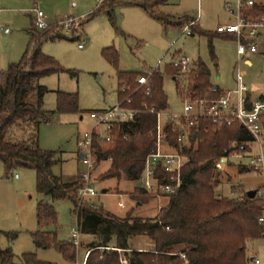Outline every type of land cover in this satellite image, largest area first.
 <instances>
[{
  "label": "rangeland",
  "instance_id": "obj_1",
  "mask_svg": "<svg viewBox=\"0 0 264 264\" xmlns=\"http://www.w3.org/2000/svg\"><path fill=\"white\" fill-rule=\"evenodd\" d=\"M227 1L233 0H170L165 4L166 0L164 6L155 5L153 9L157 13L162 11L166 16L169 13L180 18L178 20L183 23L198 16L199 30L215 34L220 24L231 21L224 7ZM148 2L152 4L153 1ZM137 3H132V0H106L103 3L105 8H101L98 0L0 1L1 72L9 64L18 62L28 49V30L33 22L35 24V14L31 8L43 11L49 26H57L64 36L45 40L41 47L42 52L53 57L63 70L39 79L38 83L48 89L43 107L49 113L56 110L58 91L78 95L79 113L63 112L56 114V117L51 115L49 121L39 129L40 147L57 152L56 157L60 160L53 166V173L66 181L76 180L81 173L88 171L79 158L78 138L96 126L90 113L113 107L118 101L117 69L105 56L108 48L117 51L119 70L142 73L158 68L164 73L163 87L168 97V113H180L183 110L177 88L183 87L186 74L177 72L174 78L165 71L167 67L174 68L172 61L177 56L188 57L191 65L203 61L210 69L212 82L220 90L236 88L239 73L254 97L264 95V33L258 40V54H246L239 58L236 40L220 36H214L212 40V54L209 38L199 30L192 36L191 33H183L182 26H166L148 15ZM108 7L112 8L111 15ZM68 19L75 22L66 28L60 22ZM81 43L82 48L79 47ZM246 58L250 59V65L245 64ZM247 145L249 150L242 153V156H234V151L230 157L219 159L221 182L217 191L222 193L221 196L237 195H231L234 189L242 193L261 189L264 198V175L253 169L241 172L239 164L247 165L260 153L253 140ZM110 163V160H106L95 165L91 174L96 195L85 198L83 202L101 206L120 218L126 217L129 212H132L133 217H156L167 203V196L144 193L138 181L105 179ZM36 177V171L28 167H17L8 176L0 171L1 246L11 247L17 262H20L19 257L24 253H36L38 258L54 264L83 262L89 245L95 241V237L90 234L79 232L73 260L66 258L56 248H36L32 232L39 228L36 208L40 202L52 205L58 214L57 225L45 224L44 230L55 232L59 241L68 243H73L71 235L78 230L72 201L54 200L39 194ZM104 189L107 192H103ZM132 195L138 196L145 203L139 205L137 200L131 198ZM8 233L17 235L9 238ZM257 240L248 241L247 248L262 261L260 241ZM132 245L134 248L145 249L150 248L152 243L145 236H140L133 239ZM247 264L254 262L248 261Z\"/></svg>",
  "mask_w": 264,
  "mask_h": 264
},
{
  "label": "trees",
  "instance_id": "obj_2",
  "mask_svg": "<svg viewBox=\"0 0 264 264\" xmlns=\"http://www.w3.org/2000/svg\"><path fill=\"white\" fill-rule=\"evenodd\" d=\"M148 1L153 2L149 4ZM148 1L136 5L167 24V18L153 9L166 0ZM108 9L111 15L112 8ZM250 12L254 16H262L264 6L257 4ZM197 31L192 29V33ZM28 32V49L18 62L9 64L0 74V171L8 176L17 167L32 168L36 171L39 194L54 200L72 201L79 232L95 237L89 245V250H92L86 264H121V253L105 249L109 246L122 249L128 264H247V242L264 237V222H260L264 215V201L257 195L250 198L247 193L236 189L232 191L237 194L235 196H221L217 194V187L221 182L219 159L230 157L234 151L246 153L249 150L247 143L252 141V137L239 127L219 130L207 122L200 124L194 129V132L198 131L197 136L194 137L193 133L188 147L184 148L187 161L182 173V188L167 196V203L154 218L133 217L132 212L120 218L101 206L84 203L79 197L83 180L78 177L74 181H64L55 175L53 166L60 161L56 157L57 152L43 150L39 145L40 126L48 122L51 115L80 112L76 93L58 91L56 110L49 113L43 107L48 89L38 83L39 79L63 69L53 57L44 54L41 47L45 40L64 36L57 26L39 30L34 22ZM199 32L209 38L212 54L214 36L233 39L219 33ZM105 56L117 69L118 99L130 97V106L142 112L134 122L114 125L110 130V142L94 137L96 164L111 161L105 179L138 181L147 156L155 151L156 116L148 109L153 106L156 110L168 108V97L163 87L164 73L155 70L149 77V94H146V87L135 91L137 77L142 73L119 70L118 53L113 48H108ZM165 71L173 76L179 72L172 67ZM124 86L126 90L122 91ZM177 89L180 96L198 98L218 97L222 93L212 82L210 69L201 60L186 75L183 87L178 86ZM167 131L170 132V141L178 148L172 129L168 127ZM239 165L241 172L251 170L246 164ZM137 197L131 196L139 205L145 203ZM36 216L39 228L32 232L36 248H56L73 260L75 244L59 241L55 232L43 229L45 224L57 225L55 208L40 202ZM8 234L9 238L17 235ZM140 236L151 241L150 248L133 247V239ZM16 258L11 247L3 248L0 244V264H54L38 258L36 253L22 254L20 262Z\"/></svg>",
  "mask_w": 264,
  "mask_h": 264
},
{
  "label": "built area",
  "instance_id": "obj_3",
  "mask_svg": "<svg viewBox=\"0 0 264 264\" xmlns=\"http://www.w3.org/2000/svg\"><path fill=\"white\" fill-rule=\"evenodd\" d=\"M105 1L98 0V3L102 5ZM257 4L264 6V0H235L234 2L227 1L224 4L225 9L235 19L233 22L219 25L216 31L222 35L234 36L239 58L246 54L260 53L258 40L264 33V15L254 16L250 12ZM32 11L35 13L36 28L46 29L50 25L47 22L46 14L36 7ZM73 22L75 20L68 19L66 22L60 23L68 28ZM194 23L185 26L183 33H189L190 26ZM79 47L82 48L83 44H79ZM172 66L186 75L192 70L191 62L186 56L175 57ZM155 70L159 69L146 70L137 77L135 91L146 87V94H149L148 79ZM121 90L125 91L126 86ZM180 98L183 102V110L180 113L156 110L154 106L148 109L156 116L155 151L147 156L144 170L138 179L139 187L142 190L155 196H170L181 190L183 168L187 161L184 148L188 147L191 135L198 132H194V129L206 122L219 130L235 126L248 133L258 146L260 153L249 161L247 167L264 175V95L253 97L245 85L242 75L238 73L236 88L223 91L218 97L198 98L183 95ZM131 102L130 97L118 99L113 107L90 113L96 126L78 138L79 154H83L80 161L88 168L87 172H83L79 176L83 180V185L79 189L81 201L96 195L94 179L91 174L97 162L93 147L94 137L98 136L101 141L110 142L112 139L110 130L114 125L136 121L142 110L131 107ZM168 127L172 129V133L176 137L178 148L170 141ZM234 156L240 157L242 153L236 152ZM15 177L17 178L18 175L16 174ZM257 196L264 201L261 189H257ZM260 222H264V216L260 218ZM71 236L73 243L78 245L79 231H74ZM105 249L117 250L121 253V264H128V260L122 255V249L111 246L105 247ZM89 253L90 250L86 253L84 261L77 264H86ZM255 262L259 263L258 260Z\"/></svg>",
  "mask_w": 264,
  "mask_h": 264
},
{
  "label": "crops",
  "instance_id": "obj_4",
  "mask_svg": "<svg viewBox=\"0 0 264 264\" xmlns=\"http://www.w3.org/2000/svg\"><path fill=\"white\" fill-rule=\"evenodd\" d=\"M0 1H2V0H0ZM145 1H148V0H138V1H136V2H145ZM170 0H167V2L165 3V4H167L168 2H169ZM235 0H233V1H231V2H234ZM134 1H132V3H133ZM131 4V3H130ZM165 4H161V7L162 6H164ZM138 6V5H137ZM140 7V6H139ZM34 8V7H33ZM33 8H31V11H32V9ZM143 9V8H142ZM161 10V9H160ZM227 11V10H226ZM0 12H1V10H0ZM33 13H34V11H32ZM228 12V11H227ZM146 13H147V11H146ZM35 14V13H34ZM148 14V13H147ZM160 14H162V15H164L163 13H162V11H161V13ZM168 16H166V15H164L166 18H167V21H168V23L166 24V26H171V25H179V26H182V30L184 29V27L185 26H187V25H189L190 23H192V22H195L193 25H191L190 26V31H189V33H191V35L193 36L195 33H192V29L193 28H195V29H197V30H199V28H198V26H197V24H198V22H199V18H198V16H197V18H192V19H187V21H185L186 23H183L182 21H179L178 19H180V18H175L173 15H171V14H169V13H166ZM228 14H230V22H233L234 21V16H232V14L231 13H229L228 12ZM149 15V14H148ZM169 16L170 17H172L171 19H169ZM152 17V16H151ZM153 18V17H152ZM155 19V18H154ZM157 20V19H156ZM230 22H228V23H230ZM226 24V23H225ZM221 25V24H220ZM5 31H7V28H5L4 29ZM29 33V32H28ZM215 33H217V31L215 32ZM226 36H229V37H232L233 38V40H235V38H234V36H232V35H226ZM245 64H247V65H250L251 64V61H250V59L249 58H246L245 59ZM196 66V63H194V65H192V69L194 68ZM0 72H1V70H0ZM174 78H176L175 76H174ZM224 90H221V92H223ZM250 94L253 96V94L250 92ZM261 96V95H260ZM254 97V96H253ZM259 97V96H258ZM55 117H56V115H55ZM81 119H82V117H81ZM80 155V154H79ZM64 180V179H63ZM64 181H66V180H64ZM74 181V180H73ZM217 194L218 195H222V193L220 192V191H217ZM231 195H233V192L231 191ZM264 216V215H263ZM257 241H260V244H259V246H260V255H261V257H262V261L260 260V259H258L255 255H254V253L251 251H249L248 250V248H247V255H248V258H249V261H253L254 262V264H256V260H258L259 261V263L258 264H264V237L263 238H261V239H259V240H257ZM247 244H248V242H247ZM139 249H141V248H139Z\"/></svg>",
  "mask_w": 264,
  "mask_h": 264
},
{
  "label": "water",
  "instance_id": "obj_5",
  "mask_svg": "<svg viewBox=\"0 0 264 264\" xmlns=\"http://www.w3.org/2000/svg\"><path fill=\"white\" fill-rule=\"evenodd\" d=\"M196 136H197V133H194V137H196ZM79 158L80 159L83 158V154L82 153H80ZM103 192H107V190L104 189ZM247 195L250 198H254L257 195V189L248 190Z\"/></svg>",
  "mask_w": 264,
  "mask_h": 264
}]
</instances>
